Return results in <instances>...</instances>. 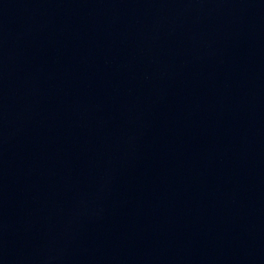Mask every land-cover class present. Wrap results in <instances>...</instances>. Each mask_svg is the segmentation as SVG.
<instances>
[{"label":"water","instance_id":"1","mask_svg":"<svg viewBox=\"0 0 264 264\" xmlns=\"http://www.w3.org/2000/svg\"><path fill=\"white\" fill-rule=\"evenodd\" d=\"M0 264H264V0H0Z\"/></svg>","mask_w":264,"mask_h":264}]
</instances>
